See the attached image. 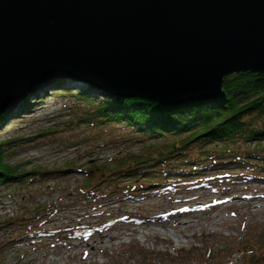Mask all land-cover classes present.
<instances>
[{"label":"rangeland","instance_id":"rangeland-1","mask_svg":"<svg viewBox=\"0 0 264 264\" xmlns=\"http://www.w3.org/2000/svg\"><path fill=\"white\" fill-rule=\"evenodd\" d=\"M67 84L71 86L67 94L47 90L37 100L30 99L32 105L27 111L30 114L10 118L0 132V142L8 143L5 161L22 166L28 173L34 171L18 184L0 191V264H94V261L98 264H249L255 256L261 258L259 264H264V250L258 248L264 244V180L236 178L239 170L227 169L230 171H221L226 173L176 178L174 184L171 181L160 188L147 186L149 181L145 179L109 181V173L102 170L119 169L117 160L129 156L127 152L136 153L134 160L140 158L151 143L120 145L125 142V134L117 128L108 135L102 131L105 126L89 129V134L84 133L86 128L82 125L70 128L67 123L78 115V109L81 112L87 106L70 95L77 93L76 84L70 79ZM125 132L127 136L138 137ZM111 133L122 138H117L118 143L104 144L111 139ZM92 134H100V140L79 143L82 136ZM244 147L240 149L245 150ZM67 168L91 169L99 185L96 193L103 194L104 199L83 201L82 195H78V187L84 183L83 175L76 170L59 175ZM41 172L50 174L34 176ZM255 176L264 178L257 173ZM27 178L33 181L27 183ZM184 181L187 183L181 184ZM225 195L239 201L225 204L219 210L200 211L204 202L221 201ZM192 197L195 201L191 205L198 208L192 217L156 226L143 224L147 217L161 218L181 207L189 210L191 205L178 204L176 200ZM27 213L29 217L25 216ZM216 215L215 222H226L227 226L213 225ZM189 221L194 227L174 233L178 244L174 238L159 236L145 243L139 235L144 231L171 230L174 223ZM30 224L33 227L26 231L24 227ZM106 228H109L108 236L115 239L100 244L99 234ZM31 231L39 233L22 239L23 232ZM15 239L20 240L11 244Z\"/></svg>","mask_w":264,"mask_h":264},{"label":"water","instance_id":"water-1","mask_svg":"<svg viewBox=\"0 0 264 264\" xmlns=\"http://www.w3.org/2000/svg\"><path fill=\"white\" fill-rule=\"evenodd\" d=\"M264 75V0H0V114L58 77L165 105Z\"/></svg>","mask_w":264,"mask_h":264},{"label":"trees","instance_id":"trees-1","mask_svg":"<svg viewBox=\"0 0 264 264\" xmlns=\"http://www.w3.org/2000/svg\"><path fill=\"white\" fill-rule=\"evenodd\" d=\"M67 79L76 84L77 93L70 95L76 96L79 102L87 106L81 112L78 109V115L67 123L70 128L77 129L82 125L86 128L84 133L89 134V129L99 130L105 126L102 130L105 135L117 128L125 134V142L120 145L140 141L151 143L140 158L134 160L136 153L127 152L129 156L117 160L116 168L119 169L102 170L109 173V181L125 178L131 179L129 182H136L145 179L149 181L147 186L160 188L171 181L174 184L176 178L197 174L203 176L209 172L226 173L221 171L227 169L239 170L236 178L264 180L255 176L256 173L264 175V75L244 73L228 76L214 100L199 99L176 105H165L138 96L118 97L98 89L99 92H93L95 88L91 85L84 86L77 80L58 77L50 85L27 94L15 104L14 109L0 114V132L10 118L19 119L20 115L30 114L27 112L32 105L30 99L37 100L47 90H61V93L66 94L70 92L71 86L67 84ZM125 131L138 137L127 136ZM99 135L82 136L79 143L99 141ZM110 135L111 139L104 144L108 141L118 143L117 138H122V135ZM7 144L0 142V191L18 184L34 172L28 173L22 170V166L5 161ZM238 146H245V150ZM73 170L84 178V183L78 187V195H82V200L101 202L104 195L96 193L99 185L91 169L67 168L60 171L59 175ZM48 174L41 172L34 176L47 177ZM32 181V178L26 180L27 183ZM186 183L184 181L181 184ZM29 215L27 213L25 216ZM32 227L30 224L24 228L29 231ZM38 233L23 232L22 239ZM18 240H13L11 244ZM258 248L264 250V244ZM259 261L261 258L255 256L249 264H259Z\"/></svg>","mask_w":264,"mask_h":264},{"label":"bare ground","instance_id":"bare-ground-1","mask_svg":"<svg viewBox=\"0 0 264 264\" xmlns=\"http://www.w3.org/2000/svg\"><path fill=\"white\" fill-rule=\"evenodd\" d=\"M179 195V194H177ZM227 196L224 200H221V201H216V200H211V201H214V202H209V203H206L204 202V204L200 205L201 206V210L200 211H204V210H207V209H212V210H219L220 208H222L223 205L225 204H228V205H232V203L235 201V200H238V198H231L229 197V195H225ZM240 197V196H239ZM253 200H255L253 198ZM195 201V197H192L190 198L189 200L188 199H185V200H176V203L178 204H184V205H191L193 204V202ZM239 201V200H238ZM252 201V198L251 200ZM253 202V201H252ZM212 203V204H211ZM191 208L188 210V208H185V207H181L177 210H173V211H170L166 214H163V217L161 218H152V217H147V218H144L145 220L143 221L145 227L149 226V225H157V224H160V223H165V222H177L179 221L181 218L183 217H189L191 215H195L198 213V208H195L193 205L190 206ZM260 207V206H259ZM256 208V207H255ZM184 211H188V213H185L183 214ZM218 215V214H217ZM217 215L212 219V224L213 225H216V226H227V224H225L226 222H223V223H219L218 222H215L216 218H217ZM192 217V216H191ZM190 217V218H191ZM195 217V216H194ZM195 219H197V216L195 217ZM182 222V221H181ZM198 223V219L197 221H195ZM114 223V222H113ZM196 223V224H197ZM130 224V223H129ZM110 225V224H109ZM119 225V224H118ZM110 227V226H109ZM192 227H194L193 225L190 224V221L189 222H184L183 224L182 223H178V224H173V227H171L172 229L171 230H159V231H149V232H145L143 229L144 232H141L139 235L140 237L144 240L145 243H149L150 241L154 240L156 237H161L163 239H171V238H174L175 239V242L176 244H178V238L176 236H174V233L177 232L178 234L180 233H183L182 232V229L183 230H187V229H191ZM196 227V225H195ZM200 227V226H199ZM142 228V227H141ZM107 229L109 228H106V229H103L100 234H99V237H100V244H104V243H110L113 239H115V237L113 236H108V234L106 233L107 232ZM161 229V228H160ZM100 230V229H99ZM133 231V230H132ZM148 231V230H147ZM134 232V231H133ZM135 233V232H134ZM105 236V237H104ZM103 239V240H101ZM87 240V239H86ZM174 241V240H173ZM95 243V242H94ZM181 243V242H180ZM92 245V244H91ZM89 245V246H91ZM93 247V246H92ZM94 264H98L97 261H94L92 262ZM99 263H103V262H99Z\"/></svg>","mask_w":264,"mask_h":264}]
</instances>
